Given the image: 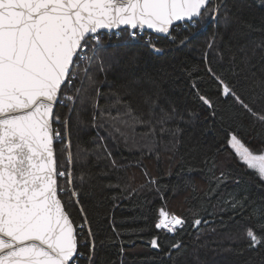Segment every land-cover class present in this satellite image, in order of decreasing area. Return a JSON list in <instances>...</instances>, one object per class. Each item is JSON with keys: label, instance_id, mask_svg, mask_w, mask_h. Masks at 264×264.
I'll use <instances>...</instances> for the list:
<instances>
[{"label": "snow or ice", "instance_id": "1", "mask_svg": "<svg viewBox=\"0 0 264 264\" xmlns=\"http://www.w3.org/2000/svg\"><path fill=\"white\" fill-rule=\"evenodd\" d=\"M226 7V0H0V264H79L82 258L86 264H97L99 248L112 239L106 237L97 242L99 225L93 229L82 199L88 181L84 173L77 175L74 170L77 163L86 162L92 154L87 149L71 151L74 117L78 126L85 125L77 103L84 106L79 111L91 108L92 128L99 132L111 126L125 143L129 139L127 129H131L135 142L138 126L146 128L142 135L153 141L159 133L178 142L180 123L188 122L174 104L160 106L158 90L141 93L148 109L147 119L135 114L130 101H123L124 111L113 115L110 108L122 102L117 93H113L115 104L101 106L102 91L88 73L96 60L98 70L105 71L103 60L98 57V53L106 51L101 46L105 32L119 39L123 30L129 40L135 41L150 31L174 40V26L195 28L204 20L216 21ZM229 19L224 16L226 24ZM217 35L214 33L209 39L204 53L208 77L216 82L218 96L230 98L254 124L264 125V80H254L253 92L245 102L208 60L209 51H218ZM187 40L184 37L180 43ZM145 44L155 53L163 51L151 38ZM243 63L248 65L247 55ZM233 75L238 73L233 71ZM85 82L94 92L82 98ZM193 88L199 100L214 109L213 99L202 94L195 83ZM134 91L126 87L123 96ZM253 105L261 107L257 110ZM172 121L178 123L167 127ZM112 139L115 140L114 135ZM57 142L62 145L59 155ZM226 145L241 164L264 180V150L253 151L234 131L227 132ZM97 147L104 149L103 156L112 167H119L106 144ZM203 163L207 165L208 158ZM225 178L221 172L216 186ZM150 182L157 184L155 179ZM156 190L159 191L158 185ZM231 207L244 208L245 203L235 200ZM155 213L153 227L157 233L175 236L187 225L186 219L170 212L166 203ZM193 215V228L207 223L199 218L197 210H193ZM249 215L255 222L238 224L236 238L246 241L248 250L264 248V213L254 208ZM109 223L119 238L114 222ZM158 239L157 235L148 241L153 249H159ZM123 243L134 245L135 240L122 242L121 253ZM181 247L179 241L170 245L171 250Z\"/></svg>", "mask_w": 264, "mask_h": 264}, {"label": "trees", "instance_id": "2", "mask_svg": "<svg viewBox=\"0 0 264 264\" xmlns=\"http://www.w3.org/2000/svg\"><path fill=\"white\" fill-rule=\"evenodd\" d=\"M226 5L216 21L204 20L195 28L175 26L174 40L157 37L154 43L163 49L161 53L139 42L131 43L123 30L119 39L103 35L101 46L106 51L98 53V57L105 71L98 70L96 60L88 73L102 91L101 106L115 104L113 93H117L122 102L110 108L113 115L124 111L123 101H130L135 114L147 119L148 109L141 93L158 90L160 106L174 104L188 122L180 123L178 142L159 133L153 141L142 135L147 129L138 126L135 142L131 129H127L129 139L125 143L111 126L97 132L90 124L91 108L79 111L84 106L76 104L85 125L78 126L74 117L71 151L87 149L92 154L86 162L77 163L74 170L77 175L84 173L88 181L82 199L93 229L99 225L97 242L112 237L99 248L97 264H264V248L248 250L246 241L236 238L238 224L255 222L249 215L252 209L264 213V180L241 164L226 145L227 132L234 131L253 151L264 150V125L254 124L230 98L218 96L216 82L208 77L204 63L206 45L217 33L218 51H209L208 60L248 102L254 80H264V0H226ZM225 15L230 18L227 24ZM184 37L188 40L182 45ZM126 40L130 43H122ZM245 55L249 57L248 65L243 63ZM194 83L202 94L213 99L214 109L199 100ZM126 87L135 89L132 95L123 96ZM93 92L85 82L80 95L83 98ZM253 107L259 110L261 106ZM177 123L172 121L167 127ZM101 143L107 145L119 167H112L104 158V149L97 147ZM56 147L59 155L62 145L57 142ZM205 158L209 160L207 165L203 163ZM221 172L226 178L217 187L216 177ZM151 179L157 184H152ZM235 200L243 201L245 207L233 209L231 203ZM164 203L170 212L187 221L185 229L175 236L157 233L153 227L155 210ZM193 210L209 223L193 228ZM109 220L120 232L119 238L112 232ZM157 235L160 247L153 249L148 241ZM130 238L135 244L123 243L121 253L122 242ZM176 241L181 243V249L171 250L170 245ZM170 250L171 257L167 255ZM81 251L87 253L83 247ZM79 264H86V260L82 258Z\"/></svg>", "mask_w": 264, "mask_h": 264}, {"label": "built area", "instance_id": "3", "mask_svg": "<svg viewBox=\"0 0 264 264\" xmlns=\"http://www.w3.org/2000/svg\"><path fill=\"white\" fill-rule=\"evenodd\" d=\"M181 27L182 28H186L185 25H181ZM109 35H112V34H109ZM113 37L117 38L115 35H113ZM149 38H151L153 42H156V40H157L156 36H154V35H152V34H150L148 32H144L141 36H138V38L135 41H133V42H139V43L147 46L145 44V41L148 40ZM147 47H150V46H147Z\"/></svg>", "mask_w": 264, "mask_h": 264}, {"label": "water", "instance_id": "4", "mask_svg": "<svg viewBox=\"0 0 264 264\" xmlns=\"http://www.w3.org/2000/svg\"><path fill=\"white\" fill-rule=\"evenodd\" d=\"M174 27H175V26H174ZM145 32H148V33H150V34H153V35H155L156 37H164V36H162V35H159V34H156V33L150 32V31H145ZM105 34H108V33L105 32ZM208 223H209V222L204 223V225H206V224H208Z\"/></svg>", "mask_w": 264, "mask_h": 264}, {"label": "rangeland", "instance_id": "5", "mask_svg": "<svg viewBox=\"0 0 264 264\" xmlns=\"http://www.w3.org/2000/svg\"><path fill=\"white\" fill-rule=\"evenodd\" d=\"M124 34L123 33H120V37H122ZM103 38V37H102ZM122 43H130V41H128V40H126V41H124V42H122ZM131 43H134V42H131ZM89 55H91V53H89Z\"/></svg>", "mask_w": 264, "mask_h": 264}]
</instances>
